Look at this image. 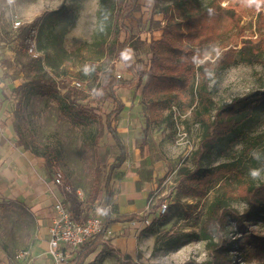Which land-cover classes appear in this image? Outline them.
Returning <instances> with one entry per match:
<instances>
[{
    "label": "rangeland",
    "instance_id": "1",
    "mask_svg": "<svg viewBox=\"0 0 264 264\" xmlns=\"http://www.w3.org/2000/svg\"><path fill=\"white\" fill-rule=\"evenodd\" d=\"M195 1L205 6L212 0ZM171 2L138 0L137 10L125 20L137 41L131 48V58L136 66L149 63L151 52L147 45L139 42L161 37V29L169 18L161 10L171 6ZM102 3L103 0H0V77H4L0 93L2 101H6V121L10 122L16 143L21 135L38 155L48 147L52 149V178L56 171L61 174L63 185L60 188L80 200L96 193L89 216L98 215L105 205L103 182L108 165L101 171L102 185L96 188L92 183L96 161L93 143L101 128L104 131L101 144L107 145L109 153L118 151L106 129L104 117L114 103L103 94L105 101L99 104L103 114L81 115L79 122L67 110L70 103L62 98L63 92L27 91L21 86L29 85L38 76L59 82L66 75L80 81L79 88L92 96L99 80L94 77L88 61L99 70L108 67L103 62L102 42L107 37L108 21L107 15L99 16ZM216 7L215 17L209 19L215 33L200 45L201 57H195L197 66L204 61L214 63L225 51L231 53L227 63L209 71L208 90L213 104L211 120L216 107L264 89V0H216ZM168 13L174 18L178 16L173 8L168 9ZM34 18L38 21L30 46L32 50L23 54L17 33ZM13 20H20L21 25L15 28ZM38 56V62L26 65L31 57ZM112 62L115 73L122 77L125 71L123 57L116 56ZM187 76L188 87L174 90L176 93L168 96L166 108L160 98L148 103L143 95L133 97L129 90L117 89L124 108L113 118L112 124L127 154L122 165L129 164L128 168L147 175L152 205L155 206L159 199L167 204L164 215L156 216L149 225H141L140 232L152 236L138 244L141 250L136 249L125 260L123 258L126 264L210 261L212 257L206 242L196 239L194 234L199 232L211 202L221 197L230 208L243 213L247 205L239 195L240 184L264 182V105L239 124L237 132L219 139L201 158L200 171L212 170L219 165L231 170L209 181L196 180L194 156L204 127L194 115L201 105L196 92L198 77L196 74ZM137 152L142 159L128 162V157ZM117 169L112 173L109 186ZM224 224L222 236L228 242L224 264H264L252 255L248 258L242 254L243 237L234 221L227 219ZM35 229L36 221L26 206L0 196V250L13 255L24 249ZM246 230L264 234V222L252 219L246 222ZM129 245L132 248L131 243Z\"/></svg>",
    "mask_w": 264,
    "mask_h": 264
},
{
    "label": "trees",
    "instance_id": "2",
    "mask_svg": "<svg viewBox=\"0 0 264 264\" xmlns=\"http://www.w3.org/2000/svg\"><path fill=\"white\" fill-rule=\"evenodd\" d=\"M171 6H166L161 11L164 15H169L168 21L161 29V37L150 41H140V45H147L151 52L148 64L135 65L131 58V48L137 43L134 33L124 22L137 10L138 0H103L99 16L108 21V29L105 33L107 37L102 42L105 50L103 62L108 65L106 70L95 68V64L88 61L94 77L99 80V84L92 90V96H87L80 88L72 85V78L63 76L59 82L47 80L40 76L30 81V87L25 84L21 87L27 91L48 92L50 90L60 93L63 92L62 98L69 101L67 110L72 113L80 122L81 115L101 116L103 114L101 106L103 94H107L114 105L104 114L105 126L108 133L112 136L117 153H109L106 144H101L103 137V128L99 131L93 143L95 150V168L93 185L98 188L102 185L101 171L105 165H108L106 176L104 178V211L105 223L108 222L106 217V203L111 198V189L109 186L112 173L126 160V150L116 128L112 124L114 117L118 116L124 108L117 89L123 88L130 91V94L143 95L149 103H154L158 98L164 102L163 107L169 105L168 96L176 93L177 88L184 89L189 85L187 75L196 74L198 85L196 92L200 99V109L194 113L195 117L204 127V133L200 140L199 146L195 151V162L197 164L196 180L200 182L209 181L212 177L219 174L227 173L230 168L225 165L215 166L212 170L200 171L201 158L216 144V142L228 136L231 132H237L236 127L243 124L253 116L258 107L264 105V89L256 90L244 97L234 99L230 104L216 107L212 120L210 113L213 110L212 100L208 90L209 71L212 68H219L230 60L228 51L223 52L217 57L214 63L204 61L195 64V57L199 56V47L203 41L209 39L215 28L209 19H213L216 11V0H212L207 5L202 6L195 0H170ZM175 9L178 16L174 18L173 14L168 13V9ZM104 18V19H105ZM230 19H235L230 16ZM38 18L24 24L17 33V42L23 54H27L28 49L35 39V30ZM207 32H210L208 34ZM195 45L192 47V45ZM121 55L125 64V71L122 77H117L115 65L112 59ZM201 57V56H199ZM40 60V56L31 57L26 65H33ZM25 67V66H24ZM28 85V86H27ZM20 87V88H21ZM172 99V96H171ZM14 131L18 133L15 125ZM18 146L24 149H30L24 142L22 136L18 137ZM31 150V149H30ZM32 151V150H31ZM36 156L43 159L45 168L53 175V151L46 148L40 155L32 151ZM112 162L108 163V159ZM60 188V187H59ZM66 200L67 209L71 216L78 220L84 221L89 216V209L96 198V193L92 196L80 200L77 196L68 190L60 188ZM239 195L245 201L247 208L243 213L230 208L223 198L217 197L208 207L202 219L200 230L194 236L198 240H204L211 253V260L208 262L187 261L184 264H224L226 247L228 242L223 239L222 232L224 221L233 220L237 229L243 237L241 252L245 257L251 255L258 258L264 263V234H257L254 231L246 230V222L252 219H258L264 222V182L253 184L243 182L239 186ZM64 200V201H65ZM162 203L159 199L153 205L154 210ZM192 210L190 211V213ZM135 217V216H131ZM102 234H97L86 240L80 245L75 256L67 264H80L86 256L94 250L100 243ZM127 257H124V260Z\"/></svg>",
    "mask_w": 264,
    "mask_h": 264
},
{
    "label": "crops",
    "instance_id": "3",
    "mask_svg": "<svg viewBox=\"0 0 264 264\" xmlns=\"http://www.w3.org/2000/svg\"><path fill=\"white\" fill-rule=\"evenodd\" d=\"M3 80L4 77L1 76L0 87L4 85ZM5 105L6 101H2L0 93V196L26 206L36 221V229L24 248L28 252L27 256L17 258L19 251L9 255L0 250V264H52L47 254L48 230L54 214V204L58 200L62 201L64 196L52 174L46 170L43 159L16 144L10 122L6 121ZM130 126L135 128L133 122H130ZM139 155L137 152L128 157V162L139 161L142 159ZM128 166L129 164L119 167L110 184L111 198L106 204V226L110 233L101 236L100 243L80 264H126L123 258L128 257V254L132 255V251L136 249L141 250L138 244L152 236L145 231L140 232L143 224L131 223L147 207L150 182L147 175ZM98 215L102 220L105 217L103 210ZM130 243L132 248H129Z\"/></svg>",
    "mask_w": 264,
    "mask_h": 264
},
{
    "label": "built area",
    "instance_id": "4",
    "mask_svg": "<svg viewBox=\"0 0 264 264\" xmlns=\"http://www.w3.org/2000/svg\"><path fill=\"white\" fill-rule=\"evenodd\" d=\"M13 25L17 28L21 25V21L13 20ZM29 50L31 51L32 47ZM116 76L121 77V74L117 73ZM72 85L79 88L81 83L78 80H73ZM53 180L58 187L63 185L61 174L57 171ZM152 207L151 200H149L145 211L139 213L137 218H133L131 223L134 225L139 222L149 225L156 216L164 215L167 211L165 202H162L156 211ZM106 209H108L107 206ZM48 231L47 254L51 258L52 264H67L86 240L100 233L104 236L110 233L100 216L94 215L84 221H78L71 216L61 200L54 204V214ZM27 255V250L23 249L17 252L16 257L20 258Z\"/></svg>",
    "mask_w": 264,
    "mask_h": 264
}]
</instances>
